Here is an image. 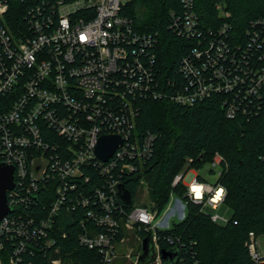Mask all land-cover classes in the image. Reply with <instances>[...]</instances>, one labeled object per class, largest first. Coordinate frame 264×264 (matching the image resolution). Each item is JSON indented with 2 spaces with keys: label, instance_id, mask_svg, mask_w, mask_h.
<instances>
[{
  "label": "built area",
  "instance_id": "2783aa9c",
  "mask_svg": "<svg viewBox=\"0 0 264 264\" xmlns=\"http://www.w3.org/2000/svg\"><path fill=\"white\" fill-rule=\"evenodd\" d=\"M15 1L0 0V170L3 164L13 166L16 183L8 191L12 212L0 220V252L11 244L14 254L9 264H20L29 244H55L56 222L62 213L82 206L87 208L86 220L105 231L96 232L93 225L84 224L80 241L99 247L105 264H122L131 257L132 251L123 253L120 246L132 232L139 241L136 264L146 236L156 251L149 264H165L160 231L171 230L185 219L187 201L180 196L171 201V193L166 214L155 222L163 210L134 201L126 205L118 194L125 171L137 172L140 167L145 173L156 139L153 133L137 135L135 101L166 97L193 105L213 93L228 92L227 118L255 115L264 103V63L250 61L248 51L240 58L228 55L223 40L211 39L182 60L185 84L169 93L158 79L157 33L138 31L133 20L122 14L129 0H19L34 4L25 16L28 24L19 32L9 22ZM181 4L180 15L172 12L176 17L171 28L182 37H201L195 0H181ZM259 24L264 29V20ZM110 134L119 135L123 143L109 161H102L96 147L102 136ZM260 159L264 163V155ZM222 162L217 153L211 162V170H217L212 182L193 169L186 180V171L177 175L173 185L182 181L188 199L202 210L218 208L227 196L226 188L216 182ZM92 165L99 166L106 181L81 191L80 182H90L83 168ZM140 183H147L145 177ZM196 187L201 189L200 197L193 191ZM40 194L46 199L44 215L23 216L19 199L29 205ZM97 204L100 211L93 208ZM127 206L131 209L126 210ZM173 215L180 220L168 229ZM211 219L228 222L219 214H211ZM120 228L127 235L118 240ZM259 237L251 233L247 242L255 261L264 257ZM167 239L178 247L179 236ZM60 263V259L52 261ZM0 264H4L2 258Z\"/></svg>",
  "mask_w": 264,
  "mask_h": 264
},
{
  "label": "trees",
  "instance_id": "16d2710c",
  "mask_svg": "<svg viewBox=\"0 0 264 264\" xmlns=\"http://www.w3.org/2000/svg\"><path fill=\"white\" fill-rule=\"evenodd\" d=\"M33 6L19 0L13 3L9 22L15 31L28 24L25 16ZM182 8L181 0H129L122 11L133 20L138 31L157 33L156 63L158 79L165 83L163 90L170 93L185 84L182 60L192 57L194 50L205 47L211 39L223 40L228 45V55L240 58L248 51L250 61L264 63V29L259 24V20H264V0H195L197 30L202 35L193 38L182 37L171 28L173 18L182 13ZM223 29L225 33L221 34ZM228 95V92H216L193 105L166 97L135 101L137 135L153 133L156 139L153 153L144 166L145 173L142 175L140 167L137 172L125 171L123 184L132 192L135 202L140 180L145 177L161 211L169 203L171 193L187 201L185 219L176 222L171 230L160 231L161 247L167 250L175 248L167 237H180L177 243L180 257L176 264H264V257L253 260L247 246L251 233L257 237L264 235V163L260 159L264 155V103L255 115L229 119L224 108ZM217 153L223 157V170L216 182L226 188L225 203L234 208L227 223L212 221L206 209L189 200L182 181L173 185L185 166L198 170L206 162L211 163ZM83 173L90 176V182H80L81 191H89L107 178L95 165L84 167ZM200 178L204 180L202 175ZM35 201L28 205L19 199L20 213L42 217L46 199L40 194ZM93 208L101 210L99 204ZM86 209L79 206L74 212H63L56 222V243L29 244L21 254L20 264H52L55 259H60V264H105L99 247L91 248L80 241L84 224L93 225L96 232L105 231L102 225L86 220ZM126 235L120 228L116 238L120 240ZM142 235H145L143 231ZM13 254L9 244L0 252V258L9 264Z\"/></svg>",
  "mask_w": 264,
  "mask_h": 264
},
{
  "label": "water",
  "instance_id": "95a60500",
  "mask_svg": "<svg viewBox=\"0 0 264 264\" xmlns=\"http://www.w3.org/2000/svg\"><path fill=\"white\" fill-rule=\"evenodd\" d=\"M122 143L123 139L119 135L110 134L102 136L96 147V155L98 159L109 161ZM15 186L14 167L3 164L0 170V220L12 212L8 200V191L13 190ZM118 194L126 205L132 204V192L124 184L119 185ZM155 255V247L151 243L150 236H146L143 241L139 264H149L153 261ZM179 257L180 252L177 247L169 250H162V258L166 264H176Z\"/></svg>",
  "mask_w": 264,
  "mask_h": 264
},
{
  "label": "rangeland",
  "instance_id": "374dc122",
  "mask_svg": "<svg viewBox=\"0 0 264 264\" xmlns=\"http://www.w3.org/2000/svg\"><path fill=\"white\" fill-rule=\"evenodd\" d=\"M125 1H128V0H125ZM191 170H193V169H187V166H185L183 168V171H186L185 180L188 177L187 174ZM197 174L207 177L208 181L212 182L213 178H215L217 175V170L212 171L211 170V163L206 162L202 168L197 170ZM152 192H153L152 187H150L147 183L141 184V186L138 187L137 192L135 193V202L141 203V204L149 206V207H154L155 209L160 210L159 206L155 202L156 200L153 198ZM176 198H179L178 195L176 193H173V195L171 197V201H173V199H176ZM165 209L162 211V213L159 215V217L156 219L155 222H158L159 220H161L164 217V215L166 214ZM205 211L209 214H219L221 217H224L226 219H231L233 217V214H234V208L227 203H223L218 208H214V207L209 206L206 208ZM184 213L185 214L187 213V208L184 209ZM179 220H180V218H178L177 216H175V215L171 216V218L169 220V224L166 228H168V229L171 228L172 225L174 224V222L179 221ZM129 237L130 238L127 241V243L120 246V251L123 253L132 251V255L130 258H126L125 260H123L122 264H136V260H137V256H138L139 241H138V238L136 237V234L134 232H132ZM259 241L262 243V249L264 250V235H261L259 237Z\"/></svg>",
  "mask_w": 264,
  "mask_h": 264
},
{
  "label": "clouds",
  "instance_id": "9594fccd",
  "mask_svg": "<svg viewBox=\"0 0 264 264\" xmlns=\"http://www.w3.org/2000/svg\"><path fill=\"white\" fill-rule=\"evenodd\" d=\"M197 197H200L201 195V189L199 187H196L193 189ZM217 199H219V193H217Z\"/></svg>",
  "mask_w": 264,
  "mask_h": 264
},
{
  "label": "crops",
  "instance_id": "0c3cea01",
  "mask_svg": "<svg viewBox=\"0 0 264 264\" xmlns=\"http://www.w3.org/2000/svg\"><path fill=\"white\" fill-rule=\"evenodd\" d=\"M195 171H197V170H195ZM202 176H203V175H202ZM203 177H204V179H205V180H208V178H207V177H205V176H203Z\"/></svg>",
  "mask_w": 264,
  "mask_h": 264
}]
</instances>
